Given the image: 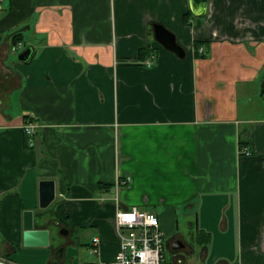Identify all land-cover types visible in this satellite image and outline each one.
I'll return each instance as SVG.
<instances>
[{
	"label": "crops",
	"instance_id": "0c3cea01",
	"mask_svg": "<svg viewBox=\"0 0 264 264\" xmlns=\"http://www.w3.org/2000/svg\"><path fill=\"white\" fill-rule=\"evenodd\" d=\"M189 9V0L0 1L1 257L111 261L119 203L157 214L167 232L180 209L194 219L196 244L168 240L188 264H264V115L243 113L248 97L254 107L264 99V0H210L205 17L184 22ZM155 23L185 57L156 40ZM28 122L42 125L32 137ZM243 140L254 153L242 154ZM119 176L131 181L117 202ZM47 179L56 195L41 208ZM27 210L47 245L25 242Z\"/></svg>",
	"mask_w": 264,
	"mask_h": 264
},
{
	"label": "built area",
	"instance_id": "2783aa9c",
	"mask_svg": "<svg viewBox=\"0 0 264 264\" xmlns=\"http://www.w3.org/2000/svg\"><path fill=\"white\" fill-rule=\"evenodd\" d=\"M2 1V0H0ZM200 52L204 48H199ZM156 62V55L142 61L143 65L152 66ZM42 125L28 122L23 129L29 137H32ZM250 152L248 151L247 154ZM130 176L120 177L115 182L116 200L119 201L118 193L123 186H129ZM115 223L119 231V249L113 260L100 264H188L179 256V252L172 249L166 241L165 233L161 228L160 218L157 214L138 208L137 206L126 207L117 203ZM133 216L131 221L125 217ZM96 245L91 252L99 253L98 243L100 239L94 238ZM146 256V259H145ZM0 264H18L14 261L1 257Z\"/></svg>",
	"mask_w": 264,
	"mask_h": 264
},
{
	"label": "water",
	"instance_id": "95a60500",
	"mask_svg": "<svg viewBox=\"0 0 264 264\" xmlns=\"http://www.w3.org/2000/svg\"><path fill=\"white\" fill-rule=\"evenodd\" d=\"M210 0H189L190 10L197 18L205 17L209 9ZM154 33L156 40L167 50L174 52L179 57H185V49L176 41V35L165 27L162 23L154 24ZM31 56V49L25 50L19 56L22 61H27ZM55 182L53 180L40 181V207H48L55 199ZM25 242H32L34 239L47 245L50 240V234L47 229H36L34 213L27 210L24 213Z\"/></svg>",
	"mask_w": 264,
	"mask_h": 264
},
{
	"label": "rangeland",
	"instance_id": "374dc122",
	"mask_svg": "<svg viewBox=\"0 0 264 264\" xmlns=\"http://www.w3.org/2000/svg\"><path fill=\"white\" fill-rule=\"evenodd\" d=\"M197 18V17H196ZM256 83V82H255ZM254 82L253 83H249L247 86H246V89H248L250 86H251V84H255ZM257 84H258V82H257ZM255 86V85H254ZM259 100H260V102H259V104L258 105H256V107H254V104H256V103H253L252 101H250L251 100V98L250 97H248L247 99H246V101L248 102V103H246V104H250V106L248 107V108H246V109H244V111H243V113L244 114H248V115H258L259 116V114L260 115H264V99H261V98H258ZM261 104V105H260ZM179 213V215H180V217H181V219L179 218V227H176L175 225L173 226V229L171 230V231H169V232H167V231H164V233H165V237H166V241H168L170 238L172 239V237H174L176 234H184L185 235V237L187 238V240L185 241V243H186V247H188V246H192L191 245V242L192 243H194V244H196L195 243V241H196V239H195V237L196 236H193V234H194V229H195V227H192V225H191V222H194V219H192V218H190V219H187L186 218V214H184V212L180 209V211L178 212ZM87 235V234H86ZM174 239V238H173ZM176 239V238H175ZM192 240H194V241H192ZM119 249V248H118ZM185 252H186V250H181L180 251V253H179V256L180 255H182V256H186L185 255ZM181 257V256H180ZM182 258V257H181ZM186 260H188V259H186Z\"/></svg>",
	"mask_w": 264,
	"mask_h": 264
},
{
	"label": "trees",
	"instance_id": "16d2710c",
	"mask_svg": "<svg viewBox=\"0 0 264 264\" xmlns=\"http://www.w3.org/2000/svg\"><path fill=\"white\" fill-rule=\"evenodd\" d=\"M188 18H196L194 15H193V13H192V11L189 9L188 10V13H186V15L184 16V22H188ZM19 35H22V34H19ZM17 36V35H16ZM15 36V37H16ZM195 45H197V46H199L198 45V43H195ZM198 51V50H197ZM26 134V133H25ZM27 135V134H26ZM247 142H249V141H241V143H240V147H241V150H243V153L242 154H247V152L249 151L250 153L249 154H252V153H254L252 150L250 151V150H248L247 148L248 147H245L246 145L245 144H247Z\"/></svg>",
	"mask_w": 264,
	"mask_h": 264
},
{
	"label": "snow or ice",
	"instance_id": "6c2138e0",
	"mask_svg": "<svg viewBox=\"0 0 264 264\" xmlns=\"http://www.w3.org/2000/svg\"><path fill=\"white\" fill-rule=\"evenodd\" d=\"M125 219L131 221L133 217H125Z\"/></svg>",
	"mask_w": 264,
	"mask_h": 264
},
{
	"label": "clouds",
	"instance_id": "9594fccd",
	"mask_svg": "<svg viewBox=\"0 0 264 264\" xmlns=\"http://www.w3.org/2000/svg\"><path fill=\"white\" fill-rule=\"evenodd\" d=\"M127 217H133V216L129 215V216H127ZM133 219H134V217H133ZM145 259H146V256H145Z\"/></svg>",
	"mask_w": 264,
	"mask_h": 264
}]
</instances>
